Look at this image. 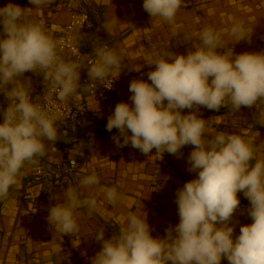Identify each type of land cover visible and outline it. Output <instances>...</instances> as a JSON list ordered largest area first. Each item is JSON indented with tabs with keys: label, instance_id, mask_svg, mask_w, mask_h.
I'll return each mask as SVG.
<instances>
[{
	"label": "clouds",
	"instance_id": "9594fccd",
	"mask_svg": "<svg viewBox=\"0 0 264 264\" xmlns=\"http://www.w3.org/2000/svg\"><path fill=\"white\" fill-rule=\"evenodd\" d=\"M53 2L29 0L36 10ZM181 2L143 0V9L152 18L172 22ZM29 10L11 2L0 7V94L7 101L0 109V199L7 198L26 163L47 154L45 142L55 144L59 138L57 123L78 91L81 67L87 65L89 82L95 85L122 69L115 50L99 47L83 58L72 40L54 39L41 23L29 22ZM118 22L116 17L102 27L111 34ZM228 34L235 42L250 36L241 21L234 22ZM223 37V32L204 27L194 51L169 52L149 63L155 65L147 74L151 83L132 80V105L119 102L108 117L106 130H118L113 140L119 147L131 144L145 155L156 149L162 157L164 152L180 155L184 146L192 145L188 170L197 175L177 190L179 223L169 227L164 238L151 235L146 215L130 213L111 238L105 239L102 227L95 231L102 247L92 264H220L222 257L229 264H264V159H257L256 149L240 135L220 132L207 138V121L195 112H181L194 106H230L235 112L264 100V53L245 52L234 58L232 50L221 54L217 49L225 47ZM26 72L43 74V104L40 97L31 100V80L22 79ZM98 184L95 172L80 180L85 189ZM101 191L109 204L117 202L116 188ZM238 192L250 202L252 223L241 225L233 239L229 221L240 205ZM96 207L94 195L85 197L68 185L64 202L52 206L47 219L62 237L74 235L79 231L74 211L91 214Z\"/></svg>",
	"mask_w": 264,
	"mask_h": 264
},
{
	"label": "crops",
	"instance_id": "0c3cea01",
	"mask_svg": "<svg viewBox=\"0 0 264 264\" xmlns=\"http://www.w3.org/2000/svg\"><path fill=\"white\" fill-rule=\"evenodd\" d=\"M91 1L92 39H114L121 56L116 95L112 101L101 103L82 90L78 99L87 105L90 114L100 123L99 128L85 131L84 139L74 143H65L64 139L72 136L76 128L58 133L55 144L45 142L47 160L52 166L61 169L74 159L78 162L75 172H60L50 183L44 184L36 172L44 157H37L35 163L25 164L7 198L0 199V264H92V258L102 247V242L95 239V231L102 227L105 239L111 238L124 226L130 213L146 215L151 235L164 238L166 230L179 223L177 190L197 175L188 170V156L193 146H184L180 155L164 152L162 157L156 155V149L145 155L131 144L119 147L112 131L106 130L108 117L117 103L132 105L130 82L134 79L148 81L147 74L155 69V65L149 63L169 52L187 55L194 51V44L199 43L198 34L204 27L224 33L225 47L217 49L221 54H230L232 50L234 58L245 52L264 53V0H182L172 22L152 18L143 9V0ZM5 5L0 0V7ZM19 6L32 8L27 11L26 19L41 23L52 37L69 21L64 0H54L42 10L34 9L35 5L29 1ZM116 17L120 22L108 34L102 25ZM236 21L243 22L246 34H250L239 42L228 34ZM4 106L0 94V109ZM181 112L185 115L195 112L206 120L207 138L220 132L240 135L256 149V158L264 159V100H258L252 107L242 106L235 112L230 106L219 110L194 106ZM51 147L57 151L52 153ZM93 172L99 177V184L91 189L82 188L80 180ZM68 185L85 197L94 195L97 207L91 214L86 209H76L74 216L79 231L62 237L51 227L47 217L52 206L64 202ZM107 188H116L118 192L114 205L108 203L101 191ZM237 196L240 205L229 221L234 227L233 239L239 235L241 225L252 223L248 214L249 200L243 192H238ZM220 264H229V261L222 257Z\"/></svg>",
	"mask_w": 264,
	"mask_h": 264
},
{
	"label": "built area",
	"instance_id": "2783aa9c",
	"mask_svg": "<svg viewBox=\"0 0 264 264\" xmlns=\"http://www.w3.org/2000/svg\"><path fill=\"white\" fill-rule=\"evenodd\" d=\"M65 7L69 13V21L67 24L62 25L57 31L54 39L58 40H72L74 43L77 54L83 58H88L93 55L94 50L99 47H106L108 49L115 50L118 53L116 47V41L112 38H106L101 41L92 39V33L94 23L92 15L94 13L91 0H64ZM81 25L83 27L81 28ZM119 54V53H118ZM22 79L31 80L30 98L33 102H37V97H40V103L43 102V95L46 91L45 84L43 82V74L26 72ZM112 81V82H111ZM118 75L117 71H113L106 79L92 84L89 82L87 74V65L82 66L80 69V85L77 93L69 99L62 118L57 123L58 130L64 127L63 132L67 131V127L71 124H75L82 127L85 131H96L100 123L93 118L90 114L87 105L78 99L81 95V91L84 90L89 97L97 98L101 103H108L114 99L118 88ZM106 86H111L108 88ZM4 98V96H3ZM55 98V97H54ZM5 106L7 107V101L4 98ZM3 121L2 111L0 112V122ZM112 135H118V130L113 129ZM57 149L53 147L51 152H56ZM44 157V156H43ZM78 168V162L74 159L69 161L68 166L56 169L47 160V156L40 162L36 168L37 175L42 183H50L55 175L60 172L72 174Z\"/></svg>",
	"mask_w": 264,
	"mask_h": 264
},
{
	"label": "water",
	"instance_id": "95a60500",
	"mask_svg": "<svg viewBox=\"0 0 264 264\" xmlns=\"http://www.w3.org/2000/svg\"><path fill=\"white\" fill-rule=\"evenodd\" d=\"M29 0H20V1H16V2H13L14 4H17V5H22V4H25L27 3ZM5 4H8V3H5ZM73 128H76V130L74 131L73 135L72 136H69L67 138L64 139V142L65 143H74L76 141H79V140H83L84 139V132L85 130L82 128V127H79L75 124H71L67 127V130H71ZM64 130V127H61L59 130H58V133L59 134H62ZM53 147H51L52 149ZM46 156V155H45ZM44 156V157H45Z\"/></svg>",
	"mask_w": 264,
	"mask_h": 264
},
{
	"label": "trees",
	"instance_id": "16d2710c",
	"mask_svg": "<svg viewBox=\"0 0 264 264\" xmlns=\"http://www.w3.org/2000/svg\"><path fill=\"white\" fill-rule=\"evenodd\" d=\"M2 2L4 3H13V2H16V1H20V0H11V1H8V0H1Z\"/></svg>",
	"mask_w": 264,
	"mask_h": 264
}]
</instances>
